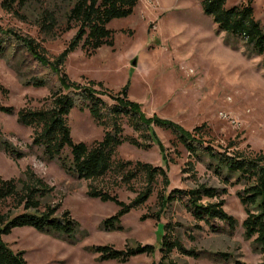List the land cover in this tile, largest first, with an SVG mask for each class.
Returning a JSON list of instances; mask_svg holds the SVG:
<instances>
[{
    "label": "rangeland",
    "instance_id": "374dc122",
    "mask_svg": "<svg viewBox=\"0 0 264 264\" xmlns=\"http://www.w3.org/2000/svg\"><path fill=\"white\" fill-rule=\"evenodd\" d=\"M0 0V27L15 34L30 37L53 60L74 37L76 29L67 31L63 19L66 6L56 0L27 6L22 11L9 13L2 9ZM250 2L253 17L264 29V0H227L225 8L246 5ZM57 13L58 26L53 33H40L39 21L44 10ZM107 28L112 32V47L103 46L91 52L78 48L69 54L63 70L69 79L86 85L89 81L102 83L117 93L128 83V99L141 105L147 117L156 115L172 120L191 131L203 127L204 139L216 149H235L245 153L264 152V61L249 55L241 39H227L218 31L212 17L203 13L196 0H139L133 13L123 19L111 21ZM5 55L0 57V106L18 111L28 107L39 109L49 103L56 89V77L41 67L21 47L0 37ZM236 44V49L231 47ZM134 62V65L132 63ZM20 73V74H19ZM44 78L45 87H32L26 81ZM123 134L139 141L142 136L131 129L126 119L121 121ZM72 140L91 146L102 139L105 126L96 125L87 110H71L67 117ZM168 159L167 176L173 189L190 190L200 184L221 188L216 176L201 163L188 156L174 136L167 130L154 127ZM0 132L11 144L24 152L19 160L11 159L0 151V177L19 178L26 167L42 178L54 191L43 200L44 205L61 204L78 223L73 243L37 232L31 227L13 229L2 236V241L15 253L22 252L27 264H158L160 254L139 255L126 263L100 261L91 248L103 245L123 250L135 245L156 244L157 231L168 223L186 249L210 253L209 258L192 259L177 252L171 259L179 264H260L264 255L253 252L251 241L243 237L241 222L245 218L242 206L235 196L240 186L228 188L224 210L239 223L233 233L212 232L204 223L196 222L175 201L160 219L149 216L158 212L157 193L163 189L157 179L153 194L142 206L131 210L121 219L122 231L106 232L102 222L113 216L118 207L111 202L87 196L89 185L115 195L124 203L131 202L144 187L140 179L131 182L132 190L114 173L96 181L78 180L64 173L55 162L45 163L40 151L30 148L32 129L16 122V115L0 113ZM124 160L163 166L157 146L142 150L128 144L121 145L114 161ZM193 164L192 170L189 164ZM215 200H206L209 202ZM14 203L0 205V213L14 210ZM16 210H14L15 212ZM215 226L222 228L220 222ZM228 254L227 261L212 254ZM216 255V254H215Z\"/></svg>",
    "mask_w": 264,
    "mask_h": 264
},
{
    "label": "trees",
    "instance_id": "16d2710c",
    "mask_svg": "<svg viewBox=\"0 0 264 264\" xmlns=\"http://www.w3.org/2000/svg\"><path fill=\"white\" fill-rule=\"evenodd\" d=\"M44 0H2L1 7L9 13L24 10L27 6L42 4ZM66 6L63 19L66 30L76 29L74 37L64 50L53 60H49L46 51L30 37L15 34L12 30L0 27V37L21 47L41 67L46 68L56 77V89L51 92L49 103L39 109L24 107L15 112L13 107L0 106V113L16 115V122L33 131L30 148L40 151L43 162H55L59 168L72 178L85 181H96L109 173L116 174L126 187L132 190L131 182L140 179L144 187L129 203L120 201L115 195L89 185L87 196L102 202L114 203L118 210L105 219L101 229L106 232L122 231L121 219L131 210L148 201L161 178L163 189L156 195L158 212L142 216L158 221L166 209L175 201H182L190 216L204 223L212 232L233 233L238 221L224 210L222 196L227 195L228 188L240 186L235 196L243 208L245 218L241 222L243 237L251 241L253 252L264 255V152L245 153L235 149L232 143L227 148L216 149L204 139L203 127L191 131L178 123L153 115L147 117L140 104L128 99V83L117 93L105 89L100 82L89 81L86 85L69 79L63 65L72 52L82 43V48L94 52L103 46L112 47V32L107 25L116 19H123L133 13L139 0H56ZM201 4L205 15L212 17L213 23L227 39H241L249 55L260 56L264 61V29L253 17L250 2L246 5L225 8L227 0H196ZM57 13L44 10L39 21V30L43 35L53 33L58 26ZM230 46L236 49V44ZM5 46L0 42V57L5 54ZM20 74V73H19ZM32 87H45L48 81L44 78H32L25 82ZM0 93L7 90L0 86ZM87 110L96 125L105 126L102 139L91 146L74 142L67 117L71 110ZM126 119L131 129L139 132L142 140L125 136L121 124ZM154 127L169 131L175 141L183 147L188 156L201 163L218 178L222 187L216 188L200 184L194 189H173L166 191L170 182L167 176L168 159L164 147L159 141ZM128 144L142 150L157 146L163 166H152L149 163L117 160L114 156L117 149ZM0 151L13 160L24 157V152L11 144L0 132ZM190 168L192 170V162ZM42 178L30 167H26L19 178L2 179L0 177V205L14 203L15 209L0 213V264H27L22 252H13L2 236L10 234L15 228L31 227L37 232L61 238L73 243L76 240L78 223L67 210L60 211L61 204L43 206V200L53 193ZM215 200L203 202V200ZM220 222L222 228L215 226ZM226 228V229H225ZM170 223L157 231L156 244L135 245L118 250L109 245L97 246L91 250L98 254L100 261L126 263L139 255L154 256L158 251V264H179L171 259L175 251L192 259L209 258L210 253L186 249L178 236L172 234ZM216 254V255H215ZM225 262L228 254L215 253ZM237 264V262H236ZM260 264H264V259Z\"/></svg>",
    "mask_w": 264,
    "mask_h": 264
},
{
    "label": "water",
    "instance_id": "95a60500",
    "mask_svg": "<svg viewBox=\"0 0 264 264\" xmlns=\"http://www.w3.org/2000/svg\"><path fill=\"white\" fill-rule=\"evenodd\" d=\"M132 65H134V62L132 63Z\"/></svg>",
    "mask_w": 264,
    "mask_h": 264
}]
</instances>
